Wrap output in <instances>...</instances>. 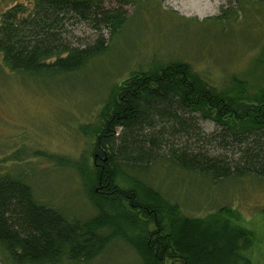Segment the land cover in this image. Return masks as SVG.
Segmentation results:
<instances>
[{
	"label": "trees",
	"instance_id": "trees-1",
	"mask_svg": "<svg viewBox=\"0 0 264 264\" xmlns=\"http://www.w3.org/2000/svg\"><path fill=\"white\" fill-rule=\"evenodd\" d=\"M96 7L92 0H35L23 16L21 5L8 8L0 16L4 65L33 79L82 70L106 44L100 35L90 45H73L66 23L76 17L114 34L126 20ZM230 83L218 89L177 60L121 78L88 129L92 165L47 156L78 172L94 213L69 217L36 199L21 177L0 174V247L14 264L84 263L116 239L135 251L138 264H254L246 253L251 233L229 209L187 215L141 177L166 160L213 181L264 179V83L251 91L244 80ZM207 119L220 131L206 134L199 120ZM208 146L231 148L238 157L211 155Z\"/></svg>",
	"mask_w": 264,
	"mask_h": 264
},
{
	"label": "rangeland",
	"instance_id": "rangeland-1",
	"mask_svg": "<svg viewBox=\"0 0 264 264\" xmlns=\"http://www.w3.org/2000/svg\"><path fill=\"white\" fill-rule=\"evenodd\" d=\"M97 12H122L126 20L113 34L105 25L73 18L66 23L73 45L103 36L106 50L80 71L28 78L10 71L0 53V174L21 177L40 202L69 217L94 213L78 172L47 156L92 165L93 138L88 129L114 83L129 73L177 60L191 65L210 85L224 88L246 81L249 91L264 83L263 0H92ZM35 0H0V16L19 4L25 15ZM206 134L220 131L210 119L199 120ZM204 144V143H203ZM211 155L236 159L233 149L206 147ZM142 179L176 201L190 216L229 209L251 233L246 253L264 264V179L253 175L211 180L179 170L162 160ZM129 182V181H128ZM127 182V183H128ZM135 251L113 240L103 254L79 264H138ZM166 261L165 264H168ZM0 264H14L0 247Z\"/></svg>",
	"mask_w": 264,
	"mask_h": 264
},
{
	"label": "water",
	"instance_id": "water-1",
	"mask_svg": "<svg viewBox=\"0 0 264 264\" xmlns=\"http://www.w3.org/2000/svg\"><path fill=\"white\" fill-rule=\"evenodd\" d=\"M262 214L264 215V205L261 208Z\"/></svg>",
	"mask_w": 264,
	"mask_h": 264
}]
</instances>
